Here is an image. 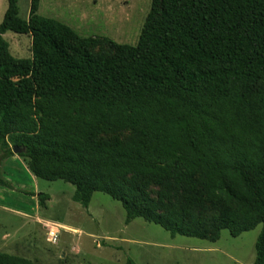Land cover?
Returning <instances> with one entry per match:
<instances>
[{
    "label": "trees",
    "instance_id": "16d2710c",
    "mask_svg": "<svg viewBox=\"0 0 264 264\" xmlns=\"http://www.w3.org/2000/svg\"><path fill=\"white\" fill-rule=\"evenodd\" d=\"M39 4L22 20L7 0L0 24V157L18 148L34 177L73 185L83 208L104 193L126 224L171 237L261 225L252 264H264V0H152L136 45L108 41L112 54H93L103 41L38 15ZM7 32L31 38L29 59L10 54ZM124 131L134 137L93 139ZM137 178L232 208L211 224L174 206L162 214L153 208L168 194L148 201ZM0 264L33 263L0 253Z\"/></svg>",
    "mask_w": 264,
    "mask_h": 264
},
{
    "label": "rangeland",
    "instance_id": "374dc122",
    "mask_svg": "<svg viewBox=\"0 0 264 264\" xmlns=\"http://www.w3.org/2000/svg\"><path fill=\"white\" fill-rule=\"evenodd\" d=\"M152 0H40L38 15L55 19L82 38L99 39L103 51L108 44L136 45ZM18 16L27 20L30 0H17ZM7 0H0V24ZM3 39L16 59L31 57V38L7 32ZM134 137L131 131L94 136L95 141L121 142ZM130 178H128V181ZM0 253L21 257L33 264H252L255 242L261 225L232 237L222 230L218 240L171 237L157 225L142 219L125 223L120 203L104 193H94L88 207L73 202L74 186L63 181L37 179L29 160L17 153L0 157ZM135 187L148 201L157 202L168 194L164 206L153 208L165 213L174 206L180 214L188 211L201 222L213 220L232 207L222 201H201L183 191L169 194L150 178H137ZM34 193V196L30 194ZM49 196L40 202L38 194ZM166 194V195H167ZM148 205V204H146ZM57 232L56 243L49 232Z\"/></svg>",
    "mask_w": 264,
    "mask_h": 264
},
{
    "label": "built area",
    "instance_id": "2783aa9c",
    "mask_svg": "<svg viewBox=\"0 0 264 264\" xmlns=\"http://www.w3.org/2000/svg\"><path fill=\"white\" fill-rule=\"evenodd\" d=\"M57 232L56 231H50L49 232V241L51 242V243H56V241H57Z\"/></svg>",
    "mask_w": 264,
    "mask_h": 264
},
{
    "label": "water",
    "instance_id": "95a60500",
    "mask_svg": "<svg viewBox=\"0 0 264 264\" xmlns=\"http://www.w3.org/2000/svg\"><path fill=\"white\" fill-rule=\"evenodd\" d=\"M12 152H13V154H16V153L18 154V153L22 152V150H19L18 148H13Z\"/></svg>",
    "mask_w": 264,
    "mask_h": 264
}]
</instances>
